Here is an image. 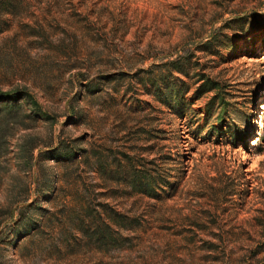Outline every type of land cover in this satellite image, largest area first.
Returning <instances> with one entry per match:
<instances>
[{
	"label": "rangeland",
	"instance_id": "1",
	"mask_svg": "<svg viewBox=\"0 0 264 264\" xmlns=\"http://www.w3.org/2000/svg\"><path fill=\"white\" fill-rule=\"evenodd\" d=\"M0 95V264H264V0H0Z\"/></svg>",
	"mask_w": 264,
	"mask_h": 264
},
{
	"label": "trees",
	"instance_id": "2",
	"mask_svg": "<svg viewBox=\"0 0 264 264\" xmlns=\"http://www.w3.org/2000/svg\"><path fill=\"white\" fill-rule=\"evenodd\" d=\"M214 84H212L211 82H205L204 84H202L200 87H199V89H198V91H197V97H200V96H202L203 94H205V93H207V92H209V91H211L212 89H214ZM167 89L169 90V91H167V92H165V95L167 96V97H169L170 96V94H172L173 92L177 95V96H179V98H181L182 97V95L187 91V84L183 81V80H180V84H179V87H178V89L177 90H175V89H171L169 86L167 87ZM2 95V94H1ZM1 95H0V97H1ZM183 98V97H182ZM220 97L218 96V95H215V96H213L212 97V99L208 102V109H209V111L208 112H210V106H211V104L212 103H214V101L215 100H217V99H219ZM182 101V100H181ZM168 101L167 100H164L163 99V103L164 104H169V102L167 103ZM178 112H179V114L181 115V116H183L184 115V112H183V110L182 109H178ZM219 121L222 123L223 121H224V116L223 115H221V116H219Z\"/></svg>",
	"mask_w": 264,
	"mask_h": 264
}]
</instances>
